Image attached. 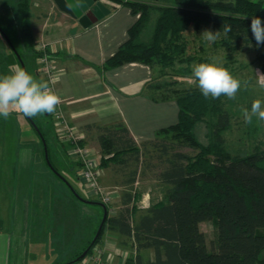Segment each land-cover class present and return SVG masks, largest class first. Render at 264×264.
Wrapping results in <instances>:
<instances>
[{
	"label": "trees",
	"instance_id": "16d2710c",
	"mask_svg": "<svg viewBox=\"0 0 264 264\" xmlns=\"http://www.w3.org/2000/svg\"><path fill=\"white\" fill-rule=\"evenodd\" d=\"M4 1L12 6L22 50L0 24V76L11 71L1 44L5 48L13 46L22 60L23 52L36 51L31 34L30 0ZM112 1L129 7L138 17L128 29V39L105 66L114 68L130 62L149 65L154 77L146 88L155 94L159 92L155 100H176L179 114L177 123L160 130L161 138L150 146L138 145L123 124L101 128L98 167L112 164L114 168L128 170L123 182L133 184L144 162L145 167L157 168V180L166 188L160 200L147 208L139 207L142 193L125 191L121 194L122 206L112 214L110 203L99 197L92 200L81 197L71 186H68L70 194L62 191L56 195L59 191L54 190V184L48 185L44 195L50 203L47 207L51 208L52 224L49 222L48 229L52 246L57 244L61 248L71 243L68 260L61 264H76L90 256L106 228L121 234L124 244L134 246L135 253L125 264H264V147L246 155L232 154L222 135L231 127L226 96L205 98L197 86L176 87L180 82L177 76L192 75L195 64L207 62L205 55H200L203 52L191 49L189 32H199L203 26H210L213 32L219 30L221 36L212 44L223 48L230 58L231 52L256 43L249 26L251 17L258 16L264 21V0ZM152 20L153 32L143 38ZM224 25L232 26L227 36L223 35ZM12 51L11 55L18 60ZM156 66L170 68L171 79L157 82ZM200 122L210 126L206 144L195 134ZM36 126L46 140L52 170L58 172L50 157L46 132ZM38 136L44 161L51 169L39 133ZM185 147L193 152L183 151ZM78 202L101 206L97 203L100 202L108 211L100 236L79 260L91 245L104 210L86 217ZM205 221H213L216 227V238L211 243L201 228Z\"/></svg>",
	"mask_w": 264,
	"mask_h": 264
},
{
	"label": "crops",
	"instance_id": "0c3cea01",
	"mask_svg": "<svg viewBox=\"0 0 264 264\" xmlns=\"http://www.w3.org/2000/svg\"><path fill=\"white\" fill-rule=\"evenodd\" d=\"M2 1L6 6L5 1ZM100 1L110 10L109 14L85 28L76 19L59 10L53 0H30L32 40L36 45L40 41L47 43V52L56 73L53 90L61 98L63 118L70 127L79 131L84 145L91 148V141L98 148L96 150L92 147L98 163L101 160L98 141L101 128L123 124L138 145L150 146L156 138H161L160 130L177 123L179 114L176 100H155L159 92L155 94L146 88L154 77V71L149 65L130 62L114 68L105 66L128 39V29L138 15H133L131 9L121 3ZM28 51L34 55L31 63L34 75L38 74L43 82L36 61L38 52ZM53 114L50 115L53 120L51 135L57 141L58 123ZM46 129L49 134L51 129ZM57 142L67 160L80 172L78 158L70 152L71 144L59 140ZM140 166L133 184L123 182L129 175L128 170L114 168L112 164L99 169L100 183L114 194L115 206L112 207L111 202L109 204L112 214L122 206L121 194L125 191L142 193L140 208H147L162 197L163 191L159 195L154 192L155 187L159 188L158 185H161V190L166 188L157 180V168L145 167L144 162ZM89 192L93 198H97L92 191ZM45 204L42 203L41 208ZM2 208L7 210L11 206L4 203ZM43 238L37 240L38 247H32V250H36L33 253L35 257L36 253L43 256L48 250ZM124 241L121 234L106 228L90 256L76 264H125L126 259L135 253V248L130 243L124 244ZM0 242V261L3 264L6 254L4 237H0Z\"/></svg>",
	"mask_w": 264,
	"mask_h": 264
},
{
	"label": "rangeland",
	"instance_id": "374dc122",
	"mask_svg": "<svg viewBox=\"0 0 264 264\" xmlns=\"http://www.w3.org/2000/svg\"><path fill=\"white\" fill-rule=\"evenodd\" d=\"M12 12L11 4L4 6L3 1L0 0V24L8 32L15 45L22 50L19 28ZM153 25L152 20L147 30L142 34L143 38H147L152 34ZM204 30H210V26H203L201 31L196 33L189 32L188 39L191 49L203 52L200 55H205L207 63L215 61L227 68L234 77L242 82L248 81V87L245 88L242 84L236 94V99L225 98L226 108L231 114V127L222 132V135L225 138L227 149L232 154H249L259 147H264V121L254 116L253 122L246 124L241 108L247 107L250 110L254 100L264 101V88H261L257 83L258 74H264V44L257 46L255 43L248 48L233 51L231 52L232 56L227 58V52L223 48H215L212 42L204 39L202 36ZM1 47L7 55L11 69L15 66L22 67L20 61L11 55L10 50L12 51V47L7 46L5 48L3 44H1ZM23 58L26 70L37 81H40V76L38 74L34 75V66L31 64L34 61V55L27 50L23 52ZM171 74L172 70L170 68L155 67L157 82L165 83L169 81ZM177 77L180 80L176 86L178 88L197 86V82L192 75ZM34 122L43 128L45 132L46 128L51 129L49 134L46 132V136L50 157L58 168V172H54L46 165L40 138L34 129V125L27 117L15 112L8 119L0 117V237L5 239L6 251L3 264H61L67 262L71 243L70 245L66 243L61 248H57V244L53 245L54 249L51 232L48 230L49 222L52 224L51 208L47 207L50 203L47 202L48 199L44 195L48 185L54 184V190L59 191L56 195L62 191L70 194L68 186H71L81 197L89 200L93 198L91 192H89L90 190L85 187L80 172L67 160L59 143L51 135L53 120L50 115H37L34 117ZM195 134L201 142L206 144L210 135V126L206 122L198 123ZM89 144L90 149L98 150L94 143L92 145L90 141ZM94 149L91 151L94 152ZM182 150L193 152L190 147H185ZM41 185L45 189H41ZM158 186L159 188H154V192L159 195V192L164 190H161V185ZM105 190L110 192L106 188ZM113 196L114 194H111L112 207L115 206ZM44 202L47 205L45 204L41 208ZM4 203L10 204L11 208L3 210ZM78 203L83 208L86 217L100 214L101 209L104 210L99 205ZM102 215H104V211ZM201 228L206 233L208 242L211 243L216 238L214 222H202ZM42 237L47 243L48 250L45 251L46 253L43 256L36 253L35 257L33 253L36 250H32V247H38L37 240ZM53 240L55 242L54 238ZM149 254L153 256V251H150ZM0 264H2L1 261Z\"/></svg>",
	"mask_w": 264,
	"mask_h": 264
},
{
	"label": "clouds",
	"instance_id": "9594fccd",
	"mask_svg": "<svg viewBox=\"0 0 264 264\" xmlns=\"http://www.w3.org/2000/svg\"><path fill=\"white\" fill-rule=\"evenodd\" d=\"M249 27L257 46L264 44V21L258 16L251 17ZM231 31V25L223 26L224 36ZM202 36L208 42H215L220 38L221 32L204 30ZM258 75L257 83L264 88V74ZM192 77L205 98L211 96L218 99L223 95L234 100L242 84L243 87H248V81L242 82L215 61L195 64L192 68ZM60 102V96L47 83L37 81L23 67L15 66L10 74L0 76V117L4 119H8L14 112L28 118L43 114L51 115L55 113ZM241 112L246 124H251L254 116L264 121V101L256 99L252 102L250 110L242 107Z\"/></svg>",
	"mask_w": 264,
	"mask_h": 264
},
{
	"label": "built area",
	"instance_id": "2783aa9c",
	"mask_svg": "<svg viewBox=\"0 0 264 264\" xmlns=\"http://www.w3.org/2000/svg\"><path fill=\"white\" fill-rule=\"evenodd\" d=\"M36 52H38V72L41 75L43 82L47 83L53 89V84L56 80V73L53 64L50 61L47 52V43L40 41L36 45ZM60 103L53 114L54 119L58 123L57 136L59 141L68 142L71 144L70 152L75 154L81 164L80 177L85 184V187L92 191L104 203L111 202V193L106 191L99 181L100 170L98 161L95 158L91 149L82 143V136L73 127H70L63 118ZM100 258H95L99 260Z\"/></svg>",
	"mask_w": 264,
	"mask_h": 264
},
{
	"label": "water",
	"instance_id": "95a60500",
	"mask_svg": "<svg viewBox=\"0 0 264 264\" xmlns=\"http://www.w3.org/2000/svg\"><path fill=\"white\" fill-rule=\"evenodd\" d=\"M55 5L58 7L59 10L62 12L68 14L69 16L73 17L76 19L83 27L87 28L93 23L97 22L98 20L102 19L104 16L108 15L110 10L100 1V0H53ZM13 48V46H12ZM13 51L15 55L17 56L18 60L20 61L22 67L24 69L25 65L23 60L21 59V56L18 54V52L13 48ZM28 118V117H27ZM31 123L34 125L35 129L38 131L42 143H43V148H44V154H45V159L48 163V165L51 167V169L54 170L52 167L49 156H48V148H47V143L42 134L39 132L37 126L35 125L34 121L32 118H28ZM56 171V170H55ZM99 203L103 209H104V215L102 218V221L100 223V226L97 230V233L91 243V245L78 257L77 260L84 258L88 251L90 250L91 246L96 242L98 237L101 234V231L103 229V225L105 223V220L108 215L107 208L104 204Z\"/></svg>",
	"mask_w": 264,
	"mask_h": 264
}]
</instances>
